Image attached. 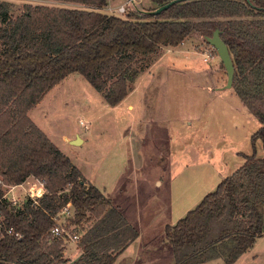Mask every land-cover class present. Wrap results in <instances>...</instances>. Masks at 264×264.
Returning <instances> with one entry per match:
<instances>
[{
	"label": "trees",
	"instance_id": "1",
	"mask_svg": "<svg viewBox=\"0 0 264 264\" xmlns=\"http://www.w3.org/2000/svg\"><path fill=\"white\" fill-rule=\"evenodd\" d=\"M56 1L77 6L26 3L13 15L11 2L0 0V264H114L138 230L28 111L70 73L81 74L115 106L138 77V56L218 28L234 64L232 89L261 123L253 141L264 144V0H182L157 15L134 10L125 17L102 12L107 0ZM168 1L149 0L146 10ZM30 176L44 193L15 204L7 187ZM68 202L74 209L68 225L79 234L74 259L64 257L67 240L50 236ZM10 227L20 236L8 233ZM263 234L264 156L254 154L165 226L171 264L217 258L233 264Z\"/></svg>",
	"mask_w": 264,
	"mask_h": 264
},
{
	"label": "rangeland",
	"instance_id": "2",
	"mask_svg": "<svg viewBox=\"0 0 264 264\" xmlns=\"http://www.w3.org/2000/svg\"><path fill=\"white\" fill-rule=\"evenodd\" d=\"M6 1L11 2L13 15L26 3L57 2ZM126 1L107 0L102 12L125 17L151 6L149 0H136L124 13L114 10ZM133 66L138 77L130 84L128 99L119 105H108L81 74L70 73L28 116L91 183L108 191L123 184L128 191L137 181L141 192V182H145L149 191L159 193L160 202L170 198L168 220L144 210V233L149 227L158 229L164 220L175 223L185 215V209L193 208L221 179L239 168L246 156L263 157L264 144L259 138L252 139L261 123L232 87L224 88L226 70L216 49L198 32L193 31L178 46L161 45L151 55L138 56ZM84 115L94 119L88 130L79 123ZM64 134H78L85 141L71 145ZM155 175L162 180L161 188L153 182ZM37 182L33 177L13 193L23 201L27 197L24 189L38 186ZM64 223L74 228L67 220ZM77 248V241L68 240L65 255L75 256ZM135 259L136 264L144 260L147 264L172 263L165 233L156 236L149 249Z\"/></svg>",
	"mask_w": 264,
	"mask_h": 264
},
{
	"label": "crops",
	"instance_id": "3",
	"mask_svg": "<svg viewBox=\"0 0 264 264\" xmlns=\"http://www.w3.org/2000/svg\"><path fill=\"white\" fill-rule=\"evenodd\" d=\"M53 1H56V0H53ZM54 3L55 4H52L54 6H65V7L77 6L75 3H67V2H59V1L54 2ZM44 5H48V4H44ZM63 81H65V78H63L60 82H58L56 85H54V87H56L59 84H62ZM128 97H129V93L126 95V97L119 104L125 102L128 99ZM119 104H117V105H119ZM39 105H40V102H38L36 105H34L28 111V114L31 113L32 109L38 107ZM90 114H92V113H90ZM84 116L85 117H82L81 120L86 123V125H87L86 130H88L89 125L93 122L94 119H91V117H90L91 115H84ZM87 117H89L90 119H88ZM77 135L75 137H69L68 135L64 134L63 136L65 138V141H67L68 144H71L70 141L73 140L74 138H76ZM79 137H80V144H81L85 141V137H83V136H79ZM71 145H73V144H71ZM81 173L85 177L86 181L88 183H91L90 180L85 176V174L82 171H81ZM31 178L33 179V177L30 176L23 183H21L19 185H15L13 187L12 193L14 192V190H16L17 187H21V186L24 187L26 185V182L29 181ZM161 181L162 180L160 179V177H158V175H155V177L153 178V182L156 183L157 188L162 187L163 184ZM141 183H142L141 184V192H140V190H138L139 189V182H137V181L133 183V186L128 191H126L124 189L123 184L119 185V186L117 185L114 189H112L111 191H108L105 187H101V186H98L97 184L91 183V184L95 185L96 187H98L105 194V196L110 198L113 205H115L119 209H121L123 211L126 219L133 226H135L136 229L138 230V236L136 237V239H134L130 244H128L125 247V249H123V251H121L118 254L114 264H136L135 257L138 256L139 252L148 250L149 246L155 241L156 236H158L159 234L165 233V226L166 225L174 224V222H172V221L171 222L165 221V220H168V216H169L168 213H170V209H171L170 204H169L171 202L170 198L167 197V198H165L163 203L160 202V200H158L159 199V195H158L159 193L149 191L148 188H146L145 185L143 184L145 182H141ZM39 185H40V182L38 183V186ZM8 194H11V193H8ZM13 194L20 196L17 193H13ZM145 209H146V212L148 213V215H151V216L165 215L163 217V219L165 218V220L160 224V226H158V229L156 228L153 230L149 227V228H146L147 231L143 233V229H142V217L143 216L142 215L143 214L146 215V212H144ZM188 210L189 209H185V213ZM156 233H158V234H156ZM164 243H167V242L165 240H163V244ZM257 243H260L261 246L257 247L256 246ZM77 249H78V251L75 252L76 254L73 257H71L72 254L70 255V257L66 256L65 255V249H64V257L65 258H71V259L76 258L80 252L79 248H77ZM171 251H172V248H171ZM215 262L217 264H225L222 258L213 259V260L207 261L205 263H200V264H213ZM140 263H142V261ZM143 264H147V260H144ZM233 264H264V234L262 236L256 238L253 245L248 250L243 252L236 259V261Z\"/></svg>",
	"mask_w": 264,
	"mask_h": 264
},
{
	"label": "built area",
	"instance_id": "4",
	"mask_svg": "<svg viewBox=\"0 0 264 264\" xmlns=\"http://www.w3.org/2000/svg\"><path fill=\"white\" fill-rule=\"evenodd\" d=\"M134 1L136 0H127L124 4H121L118 8H115V11H118L119 13H124L126 10L127 5H133ZM79 123L84 127V129L87 128V125L84 121L81 119L79 120ZM13 186L7 187V195L11 201H13L15 204H20L22 201L19 200L18 196L12 193ZM45 189L43 187V184L40 182L39 186L36 187H30L29 189H24V193L27 197H30L32 199L42 196ZM11 193V194H8ZM74 215V209L70 202H68L61 211L57 214V220L54 226L50 229V236L52 237H62L64 240H72L77 241L79 239V234L77 232H72L71 228L67 227V224L64 223V220H67V218ZM66 222V221H65ZM8 233H13L14 236L19 237L18 232H14L13 228L10 227L7 230Z\"/></svg>",
	"mask_w": 264,
	"mask_h": 264
},
{
	"label": "water",
	"instance_id": "5",
	"mask_svg": "<svg viewBox=\"0 0 264 264\" xmlns=\"http://www.w3.org/2000/svg\"><path fill=\"white\" fill-rule=\"evenodd\" d=\"M178 1H182V0H169L168 2L158 6L157 8L153 10H146V11L142 10V12L147 13V14L157 15L162 10L167 9L171 4L178 2ZM204 39L207 41L208 44H210L216 49V52L226 70L227 80H226V84L224 85V88H231L232 83H233V77H234V64H233L231 55L229 53L228 47L220 36V30L218 28L214 29L212 34L210 36L205 35ZM70 142L75 145L79 144L80 137L77 136Z\"/></svg>",
	"mask_w": 264,
	"mask_h": 264
}]
</instances>
